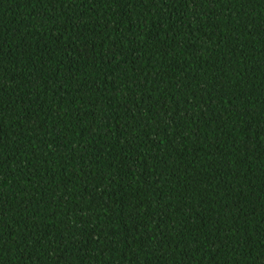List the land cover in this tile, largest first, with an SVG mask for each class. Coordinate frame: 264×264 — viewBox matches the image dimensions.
Returning a JSON list of instances; mask_svg holds the SVG:
<instances>
[{
  "label": "trees",
  "instance_id": "1",
  "mask_svg": "<svg viewBox=\"0 0 264 264\" xmlns=\"http://www.w3.org/2000/svg\"><path fill=\"white\" fill-rule=\"evenodd\" d=\"M0 264H264V0H0Z\"/></svg>",
  "mask_w": 264,
  "mask_h": 264
}]
</instances>
